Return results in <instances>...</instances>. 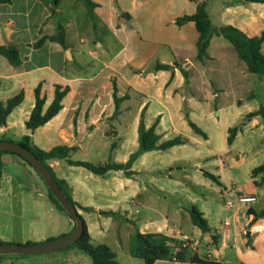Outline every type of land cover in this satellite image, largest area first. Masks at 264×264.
<instances>
[{"label": "crops", "instance_id": "0c3cea01", "mask_svg": "<svg viewBox=\"0 0 264 264\" xmlns=\"http://www.w3.org/2000/svg\"><path fill=\"white\" fill-rule=\"evenodd\" d=\"M90 1L96 5L92 17L81 0H59L55 13L53 0L0 3V47L15 49L19 58V64L13 66L0 56V104L22 96L21 103L7 116L6 124L0 125V141L17 143L23 136L31 135L33 145L46 152L58 146L74 148L70 155L74 162L81 154L101 160L98 165L125 164L138 149L141 116L147 128L158 122L156 133L161 141L182 136L180 128L185 129L189 145L195 140L189 122L198 127L197 120H208L225 132V105L243 110L240 129L237 128L231 145L227 144V137L233 127L228 128L227 137L224 135L229 147L234 146L243 127L258 128L261 136L256 140L264 139L261 118L245 119L264 107V77L249 73L233 46L220 36L212 37L208 59L198 62L195 24H176L178 18L194 15L202 4L213 27L231 26L249 38L260 37L264 34V4L246 0ZM58 26L64 32V45L51 40L58 33ZM260 53L264 56V42ZM157 65L170 68L157 70ZM181 68L188 72L187 82ZM57 86L67 89L61 110L44 126L29 132L26 122L35 104V90L39 88L45 98L46 111ZM249 107L251 110L244 112ZM204 133L206 139L201 138L209 146L204 158L220 157L212 145V135ZM181 146L184 145L141 155L130 169L132 176L122 170L98 176L58 159L48 160L47 164L66 182L77 204L93 209V213L77 210L82 217L96 215L90 220L84 218L91 244L108 246L119 264H145L119 245L118 232L122 227L132 236L136 232L162 234L186 248L192 239L194 248H188L189 252L214 262L157 260L153 264H264V218L256 215L264 209V182L261 174L251 177V171L264 162V156L250 161L253 163L246 187H235L257 197L249 208L237 205L226 209L220 195L226 183L220 175L212 174L220 182L216 185L222 205L215 210L209 203H203L202 208L195 206L209 232L203 233L190 218L193 233L188 237L182 221L190 217L189 208L184 209L178 201L174 205L178 211L174 224L167 216L160 222L142 215L147 200H157L163 189L148 179L152 169L140 170L137 163L148 154H168ZM202 159H197L195 166ZM1 160L0 241L41 244L71 233L74 222L51 202L37 172L17 156L5 154ZM218 162L220 170L225 171L227 166H220L221 158ZM152 171L160 173L161 169ZM162 195L164 199L171 198L169 194ZM74 249H65L64 256L48 257L42 264H80L73 259ZM7 257L0 255V264H38L23 263L20 258L10 262Z\"/></svg>", "mask_w": 264, "mask_h": 264}, {"label": "trees", "instance_id": "16d2710c", "mask_svg": "<svg viewBox=\"0 0 264 264\" xmlns=\"http://www.w3.org/2000/svg\"><path fill=\"white\" fill-rule=\"evenodd\" d=\"M85 3L89 10V16L92 17V10L96 6L90 0H81ZM248 2H256L264 4V0H246ZM11 0H0V3H10ZM59 0L57 1L56 6L58 5ZM53 7V9L56 8ZM193 22L195 24L198 39L196 43V60L202 63L204 60L208 59L207 49L209 47L210 41L213 36H220L227 40L235 49L238 58L242 60L246 66L247 71L251 74L257 75L259 77H264V56L261 55L260 49L261 45L264 42V34L260 37L249 38L243 34L238 29L231 26H221L213 27L209 16L205 10L204 5L200 4L197 6L196 12L192 16H184L178 18L176 24L182 26L187 22ZM51 40H56L62 45H64V32L60 26H58V33L51 38ZM39 42L38 44H40ZM0 56L5 57L13 66L19 64V58L15 49L9 47L4 48L0 47ZM176 65V64H175ZM169 66L157 65V70H167ZM181 72L185 79V82L188 81V72L181 68ZM67 94V89H62L57 86L55 88L54 99L48 109L43 111V106L45 103V98L41 95L40 89L35 90V104L31 111L28 121L26 122L27 130L32 133L39 127L44 126L49 122L57 113L61 110V102L65 95ZM115 104L118 103L119 99L116 97V89H114L113 94ZM22 101V96L19 95L15 98L8 100L5 104H0V125L6 124V118L9 113L18 106ZM259 116L261 118L262 124L264 126V107H260L258 111L249 113L245 119L250 120L253 117ZM157 121L152 124L150 127H146L143 121V116L138 126V149L130 155L129 160L125 164H115L107 163L104 165H95L89 162L82 161H71L70 155L74 151V148L58 146L50 151H43L33 145L31 135H25L21 141L17 144L21 145L25 149L31 151L48 169L52 174L55 181L62 190L64 196L67 198L68 202L76 208V210H82L85 212H92L91 208H84L77 204L70 195V190L65 181L59 180L56 178L52 168L47 164L48 160L58 159L65 160L70 166L82 167L94 175H104L108 171H125L126 176H132L133 172L130 171L133 163L143 154L151 151H166L172 147L179 145L188 144V140L183 136H175L169 140L161 141V137L156 133ZM189 126L192 131L199 135L200 137L206 139L205 133L198 128L192 122H189ZM237 135V127L230 128L228 130L227 144L231 145L233 140ZM5 154H10L19 157L18 155L11 152H0V180L2 175V160L1 157ZM26 164H28L24 159L19 157ZM29 165V164H28ZM258 174H261V182H264V162L254 168L251 171V177L255 178ZM205 178L210 179L217 185H220L218 178L212 174L204 173ZM255 185H257L255 183ZM48 196L51 202L61 211L65 212L59 203L53 198L50 191H48ZM252 213V212H250ZM104 215H114L111 212H102ZM189 215L192 221V224L200 229L203 233L209 232V227L207 222L202 217L201 213L193 205L189 208ZM257 217L264 218V209L256 214ZM70 218V217H69ZM82 218V216H81ZM71 219V218H70ZM83 219V218H82ZM72 220V219H71ZM84 230L82 235L77 239L73 244L64 247L65 249L76 248L82 253L89 256L92 261V264H119L117 261V256L108 246L104 244L93 245L91 244V238L87 230L86 223L83 219ZM54 240V239H51ZM49 240V241H51ZM0 244H8L0 241ZM30 244V243H28ZM63 248V249H64ZM129 254L132 257L143 259L145 264H153L157 260H171V261H180V262H191V263H214L208 260H201L195 254H191L185 244L174 240L173 238L164 236L158 233H140L136 232L135 235L131 238V243L129 247Z\"/></svg>", "mask_w": 264, "mask_h": 264}, {"label": "rangeland", "instance_id": "374dc122", "mask_svg": "<svg viewBox=\"0 0 264 264\" xmlns=\"http://www.w3.org/2000/svg\"><path fill=\"white\" fill-rule=\"evenodd\" d=\"M253 107L256 106L254 105ZM251 108L252 107H249L244 110V112L251 110ZM223 111L224 125L226 127L225 132L222 127L219 128L214 126L208 120H197L198 127L204 132L212 135V145L215 147V150L220 153V157L212 158L210 156V158H204L209 154V146L205 144L201 137L192 133L195 138V140L192 141L193 144L181 146L179 149L168 154H165L164 152L155 153L156 155L148 154L143 161L137 163L136 168H139L140 170L145 169L149 171L150 169H161L160 173H158V171L154 172L150 170L149 173L151 174V177H148V179L151 178L155 184L163 189L160 192L161 195L166 193L171 197L164 199L163 195H159L157 196V200H147L148 206L142 212V215L146 214V219L151 218L155 221L161 222L165 216H167L170 218L171 223L174 224L176 218L175 216L178 214L176 213L178 211L175 210V206L177 205L176 201L181 203L184 209H187L186 207L190 208L191 205L202 208L203 203H209V205L211 204L210 207H214L215 210L216 207L218 208L219 205H222V202L219 199L220 197L217 193V185L210 179L203 177L204 173L220 175L221 180L224 181L228 187L234 186L237 189H244L246 187L250 175L249 166L252 165L251 163L264 156V139L256 140V138L261 136V132L258 128L243 127L241 128V134L234 146L229 147L226 144V139L224 140V135L227 137V130L229 127H237L240 129V118L243 110L240 112L236 106L225 105ZM180 130L182 136L186 137V130L182 128H180ZM200 158H203L201 160L202 163L197 167L195 164L197 163V159ZM219 158L222 160L220 166H222V168L227 166L226 170L223 172L219 168ZM74 160L89 162L95 165H98L97 163L101 161L91 160L81 154L74 158ZM252 160L253 162H250ZM112 161L113 160L110 159L109 162ZM54 174L57 179L61 180L58 174L55 172ZM169 174L173 176L170 177ZM82 218L90 220L91 218H96V215H90V217L85 215V217ZM182 226L184 233L188 237H191V233L193 232L189 216L187 219L185 218V220L182 221ZM118 235L120 237L119 245L121 247H125L126 250H129L132 234H130L127 228L122 227L119 229ZM212 240L215 241L214 236H212ZM193 244L194 241L189 239L187 248L192 250L194 248ZM63 250H65V248L42 254L6 255L8 256L7 258H9V261L11 260L10 262H17L18 258H20L23 263L42 264L48 257L60 258L64 256L63 254L65 251ZM74 253L73 259H78L80 264H92L89 256L82 253L78 249H74Z\"/></svg>", "mask_w": 264, "mask_h": 264}, {"label": "water", "instance_id": "95a60500", "mask_svg": "<svg viewBox=\"0 0 264 264\" xmlns=\"http://www.w3.org/2000/svg\"><path fill=\"white\" fill-rule=\"evenodd\" d=\"M57 1L58 0H53V6H56ZM52 13H55V9L52 10ZM0 152H11L24 159L41 177L53 198L59 203L65 213L75 224L74 230L71 233L45 243L24 245L0 244V255H30L48 253L62 249L76 242L84 230L83 219L76 208L68 202L67 198L64 196L62 190L46 166L31 151L15 142L0 141Z\"/></svg>", "mask_w": 264, "mask_h": 264}, {"label": "built area", "instance_id": "2783aa9c", "mask_svg": "<svg viewBox=\"0 0 264 264\" xmlns=\"http://www.w3.org/2000/svg\"><path fill=\"white\" fill-rule=\"evenodd\" d=\"M220 195L226 209H232L237 205L249 208L257 201V197L255 195L241 193L234 186H227L223 188L220 192ZM228 224L229 221L226 220L225 225Z\"/></svg>", "mask_w": 264, "mask_h": 264}]
</instances>
